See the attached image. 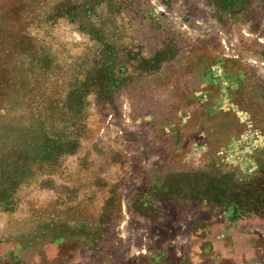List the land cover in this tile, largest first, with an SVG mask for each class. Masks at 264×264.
<instances>
[{"label": "rangeland", "instance_id": "1", "mask_svg": "<svg viewBox=\"0 0 264 264\" xmlns=\"http://www.w3.org/2000/svg\"><path fill=\"white\" fill-rule=\"evenodd\" d=\"M0 264H264V0H0Z\"/></svg>", "mask_w": 264, "mask_h": 264}]
</instances>
